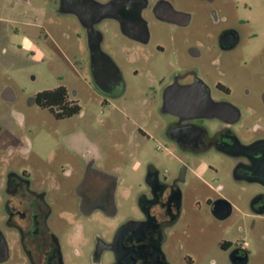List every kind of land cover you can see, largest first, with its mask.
<instances>
[{
	"label": "flooded vegetation",
	"instance_id": "obj_1",
	"mask_svg": "<svg viewBox=\"0 0 264 264\" xmlns=\"http://www.w3.org/2000/svg\"><path fill=\"white\" fill-rule=\"evenodd\" d=\"M199 1L214 4L217 0ZM229 1H223L224 8L234 9ZM172 3L52 0L53 10L67 17L75 58L83 45L86 48L92 78L86 80L88 87L104 98L120 95L123 88L120 67L105 48L116 43L120 52L144 55L155 22L189 24L190 16ZM10 8L15 9V4ZM210 13L216 30L208 35L206 49L192 47L181 53L175 75L167 83L160 81L162 87L151 97L153 103H160L161 138L179 161L178 170L162 174L149 164L139 197L146 213L129 216L111 237L92 230L87 238L85 230L86 220L99 213L113 222L119 216L120 183L98 167V151L73 134L69 136L73 147L45 160L34 152L29 139H15L18 148L12 145L15 142L4 143L0 125V264H200L208 260L210 246L183 240L189 235L181 226L187 198L205 193L209 210L221 222L230 219L235 208L206 189L197 193L205 183L196 163L206 154L231 164L236 182L256 187L251 212L264 217V31L255 33L256 25L249 20L232 24L217 9ZM37 27L44 30V25ZM40 93L32 104L39 106ZM1 98L10 100L8 90ZM69 99L78 103L70 92ZM248 121L255 124L250 126ZM136 125L142 136L149 137ZM132 220L144 223L124 227ZM250 247L246 241L231 240L218 245L227 264H251Z\"/></svg>",
	"mask_w": 264,
	"mask_h": 264
},
{
	"label": "rangeland",
	"instance_id": "obj_2",
	"mask_svg": "<svg viewBox=\"0 0 264 264\" xmlns=\"http://www.w3.org/2000/svg\"><path fill=\"white\" fill-rule=\"evenodd\" d=\"M223 1L211 4L173 0L178 12L190 16L189 24L155 22L154 37L144 55H128L120 52L116 43H109L105 50L120 67L123 88L120 95L104 98L90 90L86 82L92 78L84 45L77 57L80 62L75 63V44L66 26L67 17L53 10L52 0H0V125L4 143L29 139L34 152L51 161L57 151L74 145L69 136L77 134L98 151V167L123 180L116 198L118 218L113 222L99 213L91 221L86 220L87 238L92 230L109 238L129 216L140 215V187H144L149 164L153 163L162 174L177 172L179 161L161 138L160 103H153L151 97L162 87L160 81L167 83L175 75L181 53L192 47L206 49L208 35L216 30L211 9L229 17L232 24L249 20L256 25L255 33L264 31V0H230L234 9L224 8ZM11 3L15 9L10 8ZM41 25L44 30L37 27ZM60 86H65L70 98L82 108L79 114L62 120L50 110L32 104L37 93ZM6 90L10 100L1 98ZM73 91H79V96L74 97ZM136 124L149 137L142 136ZM14 147L18 148L17 144ZM196 164L205 183L197 193L206 189L226 200L235 212L221 222L209 210L205 193L187 198L181 226L189 230V235L183 240L212 248L209 259L200 264H227L218 248L222 240L248 242L254 253L251 264H264V217H255L250 208L256 187L236 182L232 165L214 154L203 155ZM188 223L192 225L189 229ZM188 242L183 243L187 246Z\"/></svg>",
	"mask_w": 264,
	"mask_h": 264
},
{
	"label": "trees",
	"instance_id": "obj_3",
	"mask_svg": "<svg viewBox=\"0 0 264 264\" xmlns=\"http://www.w3.org/2000/svg\"><path fill=\"white\" fill-rule=\"evenodd\" d=\"M38 104L41 108L50 110L59 120L71 118L82 111L78 103L69 99V92L65 86L41 92L38 95ZM55 108L61 112H55Z\"/></svg>",
	"mask_w": 264,
	"mask_h": 264
},
{
	"label": "water",
	"instance_id": "obj_4",
	"mask_svg": "<svg viewBox=\"0 0 264 264\" xmlns=\"http://www.w3.org/2000/svg\"><path fill=\"white\" fill-rule=\"evenodd\" d=\"M144 207H145V205H143V204L140 202V209H141L140 211H141L143 214L146 213V211H147V209L145 210ZM142 223H144V221H143V222H136V221L132 220V221H129L128 223H126V224L124 225V227L132 226V225H134V224H142Z\"/></svg>",
	"mask_w": 264,
	"mask_h": 264
},
{
	"label": "crops",
	"instance_id": "obj_5",
	"mask_svg": "<svg viewBox=\"0 0 264 264\" xmlns=\"http://www.w3.org/2000/svg\"><path fill=\"white\" fill-rule=\"evenodd\" d=\"M199 170V168L197 169V171ZM201 172H202V169H201ZM199 175H202L200 172H198ZM113 176L119 181V183L121 184L122 183V178H118L117 175H114ZM119 190H120V185L118 186V190H117V193H119Z\"/></svg>",
	"mask_w": 264,
	"mask_h": 264
}]
</instances>
